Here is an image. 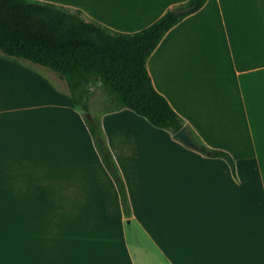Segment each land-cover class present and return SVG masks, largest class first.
<instances>
[{
	"label": "crops",
	"instance_id": "obj_1",
	"mask_svg": "<svg viewBox=\"0 0 264 264\" xmlns=\"http://www.w3.org/2000/svg\"><path fill=\"white\" fill-rule=\"evenodd\" d=\"M37 1L131 33L186 0ZM144 66L233 175L128 109L100 112L125 220L62 81L0 55V264H264V0H205Z\"/></svg>",
	"mask_w": 264,
	"mask_h": 264
},
{
	"label": "trees",
	"instance_id": "obj_2",
	"mask_svg": "<svg viewBox=\"0 0 264 264\" xmlns=\"http://www.w3.org/2000/svg\"><path fill=\"white\" fill-rule=\"evenodd\" d=\"M204 1L186 0L166 9L147 26L120 33L85 21L78 10L37 0H0V55L41 66L62 81L71 107L81 116L99 161L115 187L125 220L129 217L125 188L105 143L99 117L82 115L89 113V86L105 94L102 112L125 108L172 135L185 123L153 89L144 63L163 34ZM181 7L188 10L172 13V9ZM186 128L193 143L190 149L205 157L222 159L233 175L230 156L199 142Z\"/></svg>",
	"mask_w": 264,
	"mask_h": 264
},
{
	"label": "rangeland",
	"instance_id": "obj_3",
	"mask_svg": "<svg viewBox=\"0 0 264 264\" xmlns=\"http://www.w3.org/2000/svg\"><path fill=\"white\" fill-rule=\"evenodd\" d=\"M90 97L88 100V106L90 104V110L92 116H98L103 111V107L106 103V96L96 86H89Z\"/></svg>",
	"mask_w": 264,
	"mask_h": 264
},
{
	"label": "water",
	"instance_id": "obj_4",
	"mask_svg": "<svg viewBox=\"0 0 264 264\" xmlns=\"http://www.w3.org/2000/svg\"><path fill=\"white\" fill-rule=\"evenodd\" d=\"M188 10L187 7H181V8H174L172 9L173 14H180L183 12H186ZM84 117H89V113H83ZM171 138L180 142L183 146L191 148L193 146V143L190 139V136L187 134V128L185 125H182L179 129H177L172 135Z\"/></svg>",
	"mask_w": 264,
	"mask_h": 264
}]
</instances>
